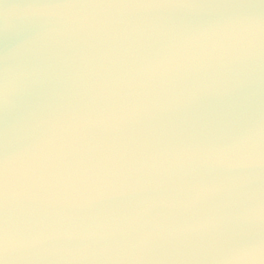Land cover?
<instances>
[{
  "label": "snow or ice",
  "instance_id": "1",
  "mask_svg": "<svg viewBox=\"0 0 264 264\" xmlns=\"http://www.w3.org/2000/svg\"><path fill=\"white\" fill-rule=\"evenodd\" d=\"M0 31L46 54L3 61L0 264H264V0H20ZM49 73L72 101L22 111Z\"/></svg>",
  "mask_w": 264,
  "mask_h": 264
},
{
  "label": "water",
  "instance_id": "2",
  "mask_svg": "<svg viewBox=\"0 0 264 264\" xmlns=\"http://www.w3.org/2000/svg\"><path fill=\"white\" fill-rule=\"evenodd\" d=\"M4 2H20V0H0ZM27 34L7 35L0 31V97L3 91V61L6 54L17 57L15 63L18 68L37 67V61L46 55L37 52L31 45L26 43ZM21 86L24 82L21 81ZM72 101L69 85L56 73L45 74L39 81L31 83L21 94L20 109L22 111H40L51 109ZM211 110L215 106H239L244 103L242 95L221 97L210 102ZM11 116L5 111L0 103V150L4 147V129L11 122ZM30 134L29 129L20 126L16 130L15 138L21 141Z\"/></svg>",
  "mask_w": 264,
  "mask_h": 264
}]
</instances>
